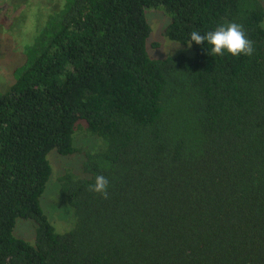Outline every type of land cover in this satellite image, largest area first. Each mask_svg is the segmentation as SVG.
<instances>
[{
	"label": "trees",
	"instance_id": "1",
	"mask_svg": "<svg viewBox=\"0 0 264 264\" xmlns=\"http://www.w3.org/2000/svg\"><path fill=\"white\" fill-rule=\"evenodd\" d=\"M159 7L174 42L235 22L254 54L193 43V58L154 60L145 11ZM261 24V0H65L0 93V264H264ZM80 122L99 148L59 179L72 221L58 233L41 203L48 155L78 152Z\"/></svg>",
	"mask_w": 264,
	"mask_h": 264
},
{
	"label": "rangeland",
	"instance_id": "2",
	"mask_svg": "<svg viewBox=\"0 0 264 264\" xmlns=\"http://www.w3.org/2000/svg\"><path fill=\"white\" fill-rule=\"evenodd\" d=\"M65 0H0V93L7 91L15 81V70L25 60V50L32 46L38 32L45 26L49 16L63 6ZM264 7V0H261ZM147 21L151 26V35L147 41V51L154 60L185 56L195 57L193 46L182 45L170 40L166 31L172 17L164 7L146 9ZM85 122H80L77 129ZM77 134V135H76ZM74 145L77 153L62 156L56 150L48 155L52 167V176L41 199L42 207L57 232L69 228L72 210L61 204L59 199V179L67 171L80 174L87 153L99 148L98 137L87 133L82 126L75 132ZM59 230V231H58ZM61 233V232H60ZM14 235L32 245L36 242V226L32 221L19 219Z\"/></svg>",
	"mask_w": 264,
	"mask_h": 264
},
{
	"label": "clouds",
	"instance_id": "3",
	"mask_svg": "<svg viewBox=\"0 0 264 264\" xmlns=\"http://www.w3.org/2000/svg\"><path fill=\"white\" fill-rule=\"evenodd\" d=\"M264 29V24H261ZM195 43L198 46L206 45L212 57H223L226 54L234 58L251 56L254 54V42L250 40L241 24L232 22L218 25L206 33L194 30L189 34L187 45ZM109 180L103 175H97L90 186L91 191L107 199L109 193Z\"/></svg>",
	"mask_w": 264,
	"mask_h": 264
}]
</instances>
